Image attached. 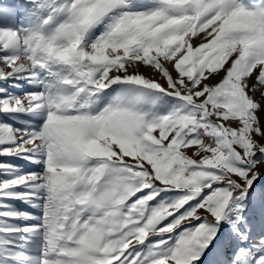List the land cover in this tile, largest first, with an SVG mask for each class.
I'll use <instances>...</instances> for the list:
<instances>
[{
  "label": "snow or ice",
  "instance_id": "obj_1",
  "mask_svg": "<svg viewBox=\"0 0 264 264\" xmlns=\"http://www.w3.org/2000/svg\"><path fill=\"white\" fill-rule=\"evenodd\" d=\"M0 264H264V0H0Z\"/></svg>",
  "mask_w": 264,
  "mask_h": 264
}]
</instances>
